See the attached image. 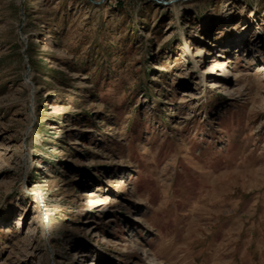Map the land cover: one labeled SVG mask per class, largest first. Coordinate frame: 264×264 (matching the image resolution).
Instances as JSON below:
<instances>
[{
    "label": "rangeland",
    "instance_id": "374dc122",
    "mask_svg": "<svg viewBox=\"0 0 264 264\" xmlns=\"http://www.w3.org/2000/svg\"><path fill=\"white\" fill-rule=\"evenodd\" d=\"M0 264H264V0H0Z\"/></svg>",
    "mask_w": 264,
    "mask_h": 264
},
{
    "label": "bare ground",
    "instance_id": "6f19581e",
    "mask_svg": "<svg viewBox=\"0 0 264 264\" xmlns=\"http://www.w3.org/2000/svg\"><path fill=\"white\" fill-rule=\"evenodd\" d=\"M238 32H239V30L236 29V33L238 34V36H239V38H240V37H241V33L239 34ZM259 34H261V33H259ZM254 50H255V49H254ZM136 242H139V240L137 239Z\"/></svg>",
    "mask_w": 264,
    "mask_h": 264
},
{
    "label": "water",
    "instance_id": "95a60500",
    "mask_svg": "<svg viewBox=\"0 0 264 264\" xmlns=\"http://www.w3.org/2000/svg\"><path fill=\"white\" fill-rule=\"evenodd\" d=\"M170 3H173V2H170ZM166 4H169V3H166Z\"/></svg>",
    "mask_w": 264,
    "mask_h": 264
}]
</instances>
